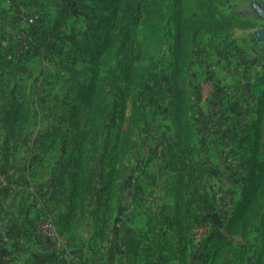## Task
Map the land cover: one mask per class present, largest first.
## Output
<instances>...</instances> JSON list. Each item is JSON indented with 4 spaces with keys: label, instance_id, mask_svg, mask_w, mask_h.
Listing matches in <instances>:
<instances>
[{
    "label": "rangeland",
    "instance_id": "1",
    "mask_svg": "<svg viewBox=\"0 0 264 264\" xmlns=\"http://www.w3.org/2000/svg\"><path fill=\"white\" fill-rule=\"evenodd\" d=\"M118 1L76 0L75 14L64 30L66 38L57 34L60 41L54 49L48 48V42L43 48H36L38 55L45 54L51 70L46 71L49 78L42 84L46 75L42 78L39 70L35 86L29 82L26 89L30 85L53 89L54 94L42 98V102H47L44 107L52 108L30 113L29 124L15 129L10 153L21 151L23 156L30 155L26 162L32 163L38 171L35 173H41L42 181L61 196L60 202L69 194V203L74 164L66 157L74 159L73 152L77 153L85 132L84 151L94 143L97 145L93 161L84 164L92 171L88 179L93 188L100 190L103 186L100 175L106 143L109 159L104 161L109 169H117L114 173L117 187L110 211L105 199L99 201L96 191L87 209L80 211L86 217L79 229L82 239L89 233L96 239L102 233L110 237L114 220L118 225L123 220L135 222L139 230L141 226L143 230L152 228L156 221H161L166 231L168 226L175 228V223L167 222L166 218L178 216L175 187L182 184L186 188L185 200L189 201L184 209L188 232L196 234L199 245L209 247L210 238L226 229L227 221L243 201L252 170L258 174L264 170V128L257 122L261 116L260 101L264 98V42L255 35L264 28V21L250 13V0H153L154 25L149 30L151 38L140 65L146 74H158L163 92L151 95L141 89L140 95L146 100L145 118L135 124L139 114L133 115L132 101L143 98L123 85L133 74L125 64L115 70L118 88L106 92L97 104L95 97L92 109L84 111L87 94L96 85L98 76L101 81L105 77L100 67L104 56L101 37L106 30L103 22L111 19L97 10L92 14L88 7H106L114 13L117 9L120 16L112 21L115 25L112 33L118 39L115 47L123 44L118 62L126 59L143 22L139 0H122L117 8ZM257 1L264 4V0ZM157 4L161 7L154 8ZM40 20L37 18L35 25H44ZM43 32L48 33L45 29ZM135 43L137 46L138 39ZM136 56H140L139 50ZM178 67L183 71L175 80ZM183 90L185 95L179 101L183 105L185 100L191 123L185 154L179 151L180 129L173 108L176 94ZM123 125L132 126L123 140L128 142L127 153L115 159L117 130L120 126L123 129ZM261 195L264 201L263 190ZM139 205L145 211L144 216L138 212ZM257 215L254 227L262 222L264 228V209ZM106 216H111L108 226L103 223ZM112 235L115 239V232ZM261 241L264 245V232ZM196 243L193 239L192 245ZM0 255V264L8 261Z\"/></svg>",
    "mask_w": 264,
    "mask_h": 264
},
{
    "label": "crops",
    "instance_id": "2",
    "mask_svg": "<svg viewBox=\"0 0 264 264\" xmlns=\"http://www.w3.org/2000/svg\"><path fill=\"white\" fill-rule=\"evenodd\" d=\"M75 2L0 0V254L8 260L4 264H212L225 235L224 228L210 238L209 247L199 245V238L191 233L186 249L180 243L176 227L168 226L166 231L161 221H156L152 228L143 230L141 226L139 230L135 222L123 220L118 225L114 220L108 234L111 236L105 239H96L92 233L82 239L80 230L68 236L60 216L67 211L69 194L60 202L61 196L42 181L41 173H35L38 171L32 163L26 162L30 155L23 156L21 151L10 153L13 137H9V127L14 112L34 113L52 108L44 107L47 102H42V98H48L54 90L34 87L39 70L42 78L46 75L41 84L49 78L46 71L51 70L45 54L38 55L36 48H43L48 42V48L54 49L59 40L57 34L66 38L64 30L75 14ZM37 18L44 25L29 24L30 19L37 23ZM43 29L50 35H45L48 33ZM29 82L34 86L26 89ZM139 206L138 212L144 216L145 211ZM47 218L55 224L51 234L42 228ZM174 219L169 216L166 221L174 223ZM263 232L259 222L246 238L237 236L230 254L219 256L214 264H264ZM193 239L197 243L192 245Z\"/></svg>",
    "mask_w": 264,
    "mask_h": 264
},
{
    "label": "trees",
    "instance_id": "3",
    "mask_svg": "<svg viewBox=\"0 0 264 264\" xmlns=\"http://www.w3.org/2000/svg\"><path fill=\"white\" fill-rule=\"evenodd\" d=\"M121 1L119 0L116 3V7L118 8L121 6ZM153 0H139V7L143 8V15L140 18V20H143L140 26V31L137 32L134 36V40L131 43L126 59L119 61L120 51L123 47V44L118 45L117 48L115 47V44L117 43L118 39L117 37H114L112 33V29H114L115 25L112 23L113 20L118 18L120 15L117 13H114L111 9H105L106 7H88L89 11L93 14V11L97 10L102 15H110L111 19L110 22H103V26H106L105 32L102 34V44H101V51L104 56L101 59L100 67L102 68V73L105 75L104 80L101 81L98 76V81L94 88L91 89L90 93L87 95V103L84 105V111H90L92 109V104L95 102V97H97L96 104L105 96V93L110 91H115L118 88L117 85V79L115 76V70L118 69L121 65L125 64L128 66L129 71L132 74V79H125V82H123L124 86H127L128 89L131 90V92H136L137 96L141 94V89L145 92V94H161L163 92L162 84L158 78L157 73H149L146 74V71L143 69V65L141 67V61L144 59L147 49V43L148 40L151 38L149 35L150 28L154 25L153 23V7L154 4L152 3ZM161 4H157L154 8H160ZM99 8V9H98ZM91 9V10H90ZM103 20H105L103 18ZM159 28H161V25H157ZM182 31V28H178V32L180 33ZM142 36V41L140 42V38ZM138 39V44L136 46L135 40ZM180 45V44H179ZM178 45L179 49H182ZM100 47V46H99ZM140 51V56L137 58L136 51ZM101 54V55H102ZM185 54V53H184ZM188 58V57H187ZM187 60V59H186ZM183 68L178 67L176 70L174 76L175 80L179 79L180 74L182 73ZM112 77L111 79H108V76ZM185 95L184 90L176 94V103L174 108V112L176 114V124L178 125L179 130V144L180 148L179 151L182 150V153H186L187 144L186 142L189 141L190 132L189 127L191 123L189 122V115H188V107L185 104V100H183V105L180 103L179 99L183 98ZM140 100H133V115L139 114V118L135 121V124L140 123L144 118V112L143 108L146 106V100L143 95H140ZM186 106V107H185ZM260 111V117L258 118L257 122H260V126L262 129L264 128V98L260 101L259 106ZM76 111V110H75ZM122 112L123 109H122ZM26 115V116H25ZM116 115L113 116L115 118ZM88 118L89 115L86 113L85 115V123L86 126L88 125ZM13 124L9 127V132L12 137H15V129H19L20 127L26 126L30 121V112L28 111H20V112H14V115L11 117ZM75 123L77 122V118H74ZM115 122L111 123L108 129L110 130L114 126ZM123 124V122L121 123ZM255 124V123H254ZM257 124V123H256ZM130 127H125L123 125V129L120 126L117 130V143L115 146V153L114 157L115 159H121L124 154L127 153V146L128 142H123L124 137L128 135L130 132ZM129 129V130H128ZM133 131V130H132ZM83 136L87 138V134L83 132ZM85 137L83 138V141L79 143V146H77V153H74V159L71 157H66L70 161V163L74 164V174L72 177V193L69 198V203L67 205V211L66 213L62 214L60 216V223L65 231V233L68 236H73L77 233V231L81 227V223L83 220H86L84 217H82L83 212H80L87 209L88 204H90V200L92 199V194L94 191L98 192L99 201H102L103 199L106 200V209L107 211H110L112 199L114 198L115 190H116V180L114 178V173L117 170L115 167L109 169L107 165L105 164V159L109 156V146L108 143H106L105 146V153L103 154L102 159V168H101V175L100 180L103 184L102 188L100 190H97L96 188H93V184H91V181L88 179L92 171L90 168H85L84 164L86 166L90 164L94 159V152L96 150V143L92 144L90 149L85 152V148L87 145V142L85 140ZM120 140V141H119ZM9 140L6 142V146H9ZM123 142V143H122ZM12 150V149H11ZM78 155V158H77ZM109 159V158H108ZM91 161V162H89ZM5 171V170H4ZM3 172V171H2ZM118 174V172H117ZM87 176V177H86ZM86 177V178H85ZM82 179H85L86 182H81ZM88 179V180H87ZM175 190L177 191V196L175 199L176 202V208H178V216L174 219V223L176 225V230L179 233L180 243L182 244L183 248H187L188 238L190 236V233L188 232V227H186V217L184 209L188 208L189 201L185 200V192L186 188L182 186V184H178L175 187ZM264 191V170L261 174H258L256 170H252V179L251 181L246 185L245 191L243 194V201L237 206L235 213L233 216L227 221L226 229H225V235L223 239L220 241L219 249L214 253V259L212 264L215 263V261L219 258L221 255H229L232 251L234 239L237 236H241L242 238H246L254 228V224L257 219H259V215L257 213H260L262 209H264V201L260 198L261 191ZM260 198V199H259ZM113 207V204H112ZM180 209V211H179ZM252 209L256 210V213L253 214ZM184 214V215H183ZM112 216V215H111ZM111 216H106L103 219L104 224H108V222L111 219ZM108 226V225H107ZM105 233H102L100 235L101 239L107 238V236H104Z\"/></svg>",
    "mask_w": 264,
    "mask_h": 264
},
{
    "label": "water",
    "instance_id": "4",
    "mask_svg": "<svg viewBox=\"0 0 264 264\" xmlns=\"http://www.w3.org/2000/svg\"><path fill=\"white\" fill-rule=\"evenodd\" d=\"M251 2V8L250 11L251 14L255 15L258 19H261L264 21V4H260L257 0H250ZM256 38L260 42H264V28L258 32H256Z\"/></svg>",
    "mask_w": 264,
    "mask_h": 264
},
{
    "label": "built area",
    "instance_id": "5",
    "mask_svg": "<svg viewBox=\"0 0 264 264\" xmlns=\"http://www.w3.org/2000/svg\"><path fill=\"white\" fill-rule=\"evenodd\" d=\"M29 24L35 25V20L30 19ZM42 228L45 230V233L51 234L55 231V224L51 218H47L43 223Z\"/></svg>",
    "mask_w": 264,
    "mask_h": 264
}]
</instances>
